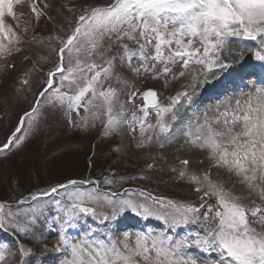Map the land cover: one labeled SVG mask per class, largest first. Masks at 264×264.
I'll return each mask as SVG.
<instances>
[{
    "label": "snow or ice",
    "instance_id": "obj_1",
    "mask_svg": "<svg viewBox=\"0 0 264 264\" xmlns=\"http://www.w3.org/2000/svg\"><path fill=\"white\" fill-rule=\"evenodd\" d=\"M30 11L25 38L6 20L16 17L14 0H0V104L23 96L28 105L0 155L63 123L74 135L98 130L101 141L130 132L128 147L145 161L137 174H118L96 163L93 141L87 176L41 186L37 161L26 194L19 176L9 177L0 232L11 239L0 240V264H264V81L186 123L182 113L218 72L243 71L248 60L264 68V0H33ZM42 18L52 26L46 37L35 31ZM21 53L31 66L18 71ZM174 82L180 89L162 98ZM129 181L180 183L194 199L124 187ZM130 216L145 226L124 224ZM153 219L163 228L147 226ZM53 229L57 242L38 252L30 242Z\"/></svg>",
    "mask_w": 264,
    "mask_h": 264
},
{
    "label": "rangeland",
    "instance_id": "obj_2",
    "mask_svg": "<svg viewBox=\"0 0 264 264\" xmlns=\"http://www.w3.org/2000/svg\"><path fill=\"white\" fill-rule=\"evenodd\" d=\"M36 2L39 7H43L45 0H36ZM65 2L66 0H55L57 5L63 4ZM32 3L33 0H14V10L16 17H6L7 23L10 24L17 33L25 35V38L32 34L31 32L24 34L22 28L25 23L29 22L33 15L30 11ZM58 10L59 9H57V11ZM51 27L52 26L47 24L42 18L39 24L36 25L35 31L39 35L46 37ZM245 43L248 45V47L255 46V42L252 41H246ZM30 51H36V48L33 47L30 49ZM24 54L25 53H21L15 58L18 71H22L24 68L31 66L23 61ZM226 54L227 53L224 55L225 60H233V56H227ZM248 61L250 66L256 65L255 75H249L248 70L247 74L243 75V73H241L243 76L239 77V72L232 71L227 68L224 69L222 73L218 72L217 79L212 80L211 82L218 83L219 86L213 91V94L210 93L211 97H207L206 99L197 102L195 105L191 104V106L182 110L185 123L188 119L192 118L194 113L200 112L203 109L219 103L221 100L230 96H238L241 91H247L248 86L264 81V68L259 66V62L254 60ZM46 70L47 68L45 67V71ZM232 73L236 76L238 81L230 78ZM12 75L15 76L16 73H13ZM140 83L137 84L138 87L140 86ZM154 86L158 89L161 88V85L158 83ZM208 86L209 85L202 86L197 90V93L206 94L205 90L207 91ZM180 87V82L170 83L168 88L163 90L162 98L173 94L174 90H179ZM31 99L32 97L29 96L28 100ZM122 99L126 101L127 97H122ZM140 103L141 101H136L137 105ZM27 106L28 105L24 101L23 96H21L20 99L10 96L8 103L0 104V144L5 142L6 136L10 133L12 127L17 123L18 117L22 111L27 108ZM129 107H131L132 111L136 110L133 106L129 105ZM180 126L181 125L179 124L176 125V127ZM131 136L132 133L125 132L121 137H116L114 140L101 141L98 137V130L89 135H74L71 132L64 131L63 123H56L53 126L52 132H49L47 129H45L20 150L13 151V153L7 157L0 155V196L7 197L9 195L8 181L9 177L14 175L19 176V180L23 186V189L25 190V194L27 190L32 189L35 186V171L32 169V165L37 161L39 163L37 164L36 170H38L40 173L41 186H44L50 182L61 180L63 176L68 174H72L77 177L87 176L89 169L86 166V160L88 158V154L90 153L91 144L93 141H95L97 145L96 152L98 155L96 157V163L98 165H102L105 168L109 166L116 167L118 174H137L144 164L145 154L141 153L139 156H137L134 154L133 150L128 147V145L131 143ZM117 145L124 146L125 151L123 155L110 150V146L111 148H115ZM178 147L179 145L174 142L173 145L164 149L165 152L169 153V159H174L175 155H177L176 149ZM49 150L52 151L56 159L45 165V160L50 159ZM156 154L157 152L154 151L153 155ZM196 155L198 158H202V154L197 153ZM194 166H198V164L194 162ZM93 173L99 175V173L96 171ZM149 175L155 177L157 174L150 172ZM165 179H167V177H165ZM130 185L150 187L155 189L160 194L168 195L176 199H194L191 193L188 192L186 186L180 183L169 182L167 184H159V186H157L155 183L133 181L132 184H130V182L127 184L125 183L124 187ZM124 224L133 229H138L145 226L144 221L134 216L127 218L124 221ZM147 226L155 227L158 230L163 228L162 222L156 221L154 219L149 221ZM188 230L191 231L192 229ZM184 231V229L179 230V234L182 235ZM45 235L47 238L43 241L32 240L30 242L38 252L42 251L40 248L41 243L51 246L57 242L58 237L56 235L55 229H53V231L50 233L46 232ZM0 238L8 240L11 238V236L7 233L0 232ZM193 252H195V249H193ZM51 259L52 257L49 256V260Z\"/></svg>",
    "mask_w": 264,
    "mask_h": 264
},
{
    "label": "bare ground",
    "instance_id": "obj_3",
    "mask_svg": "<svg viewBox=\"0 0 264 264\" xmlns=\"http://www.w3.org/2000/svg\"><path fill=\"white\" fill-rule=\"evenodd\" d=\"M233 46H235V45H233ZM225 53H227V52H225ZM224 55H225V54H224ZM226 55L229 56L228 53H227ZM234 57H235L236 60L239 59L238 56H233V59H234ZM226 61H229V60L226 59ZM249 66H250L249 61H247L244 70H243V71H240V72L238 73V76H239V77H242L244 74H247V71L249 70ZM241 73H243V75H242ZM230 78H231V79H235L236 81H238L237 78H236V76H235L233 73L231 74V77H230ZM208 85H209V86L207 87V91L205 90V93H206V94H200V93H197V94L195 95V97H194V101H193L192 104L195 105L197 102L202 101V100L206 99L207 97H211L210 93L213 94V91H214L215 89H217L218 86H219L218 83H213V82H211V83L208 84ZM216 93H217V92H216Z\"/></svg>",
    "mask_w": 264,
    "mask_h": 264
},
{
    "label": "trees",
    "instance_id": "obj_4",
    "mask_svg": "<svg viewBox=\"0 0 264 264\" xmlns=\"http://www.w3.org/2000/svg\"><path fill=\"white\" fill-rule=\"evenodd\" d=\"M113 168H116V167H113ZM117 170V169H116ZM93 174V176L94 177H96V178H99V175H97V174H95V173H92ZM130 182V184H132L133 183V181H129ZM129 182H127V183H129ZM126 183V184H127ZM130 186H136V185H130ZM141 186V185H140ZM125 187H129V186H125ZM155 188V187H154ZM11 238H9L8 240H10ZM0 240H5L4 238H0ZM7 240V239H6Z\"/></svg>",
    "mask_w": 264,
    "mask_h": 264
}]
</instances>
